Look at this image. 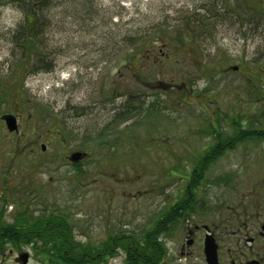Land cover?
Masks as SVG:
<instances>
[{"label": "rangeland", "instance_id": "obj_1", "mask_svg": "<svg viewBox=\"0 0 264 264\" xmlns=\"http://www.w3.org/2000/svg\"><path fill=\"white\" fill-rule=\"evenodd\" d=\"M48 1L40 39L55 68L9 76L21 58L12 37L26 0H0L5 221L59 214L75 241L98 244L145 232L200 165V199L211 205L251 183L255 162L241 145L200 160L238 120V91L251 88L250 76L264 80V0ZM253 105L246 95V117ZM8 114L18 131L7 130ZM74 151L86 153L77 166L65 159ZM122 261L119 252L100 264Z\"/></svg>", "mask_w": 264, "mask_h": 264}, {"label": "flooded vegetation", "instance_id": "obj_2", "mask_svg": "<svg viewBox=\"0 0 264 264\" xmlns=\"http://www.w3.org/2000/svg\"><path fill=\"white\" fill-rule=\"evenodd\" d=\"M232 70L239 71V68L235 66ZM250 77L254 79L249 84L251 88L242 87L238 91V120L231 122V132L226 126L225 136L219 135L220 140L212 143L201 160H212L241 145L242 154L252 156L255 162L251 183L238 186L231 200L225 195L211 205L200 199L199 184L193 188V176L197 174L200 180L203 171L194 168L183 175L185 183L175 198L166 203L163 201L156 218L147 223L145 230L151 232L141 233L145 238L157 240L156 257L150 259L151 264H264V97L261 96L262 92L264 95V80L262 76ZM252 94L254 105L249 112L255 115L246 117L243 109L245 96ZM129 109L127 115L131 113ZM249 145L253 152L249 151ZM40 149L44 151L45 145L41 144ZM69 155L65 156L67 161ZM17 219L7 222L3 216V221L8 224ZM118 234H109L113 254L110 259L120 252L122 264H126V252L115 241ZM54 255L59 256L51 233L35 229L28 232L0 231V264H61Z\"/></svg>", "mask_w": 264, "mask_h": 264}, {"label": "trees", "instance_id": "obj_3", "mask_svg": "<svg viewBox=\"0 0 264 264\" xmlns=\"http://www.w3.org/2000/svg\"><path fill=\"white\" fill-rule=\"evenodd\" d=\"M22 2V0H9V2ZM26 6L19 8L24 12V22L15 31L12 42L20 50L21 58L14 65L9 76H26L28 74H36L40 72H51L55 68L53 59L46 60L48 57L44 46V41L40 39L44 16L40 13L49 5L48 0H26ZM208 17L203 16L201 22H206ZM200 29L199 27H196ZM146 48L144 43L135 46L129 55L131 63L140 58L143 49ZM141 50V51H140ZM135 107V106H134ZM126 114V113H125ZM220 140V138H219ZM202 164V160H200ZM77 166V164H75ZM201 166V165H200ZM200 166L198 167L200 169ZM196 168V169H198ZM206 168L202 166L201 169ZM195 188L199 184L197 174L193 176ZM39 218H43L39 220ZM39 218H28L25 213H20L15 223H6L3 221V213L0 211V231H31L35 229L39 232H48L53 235L54 249L59 256L54 258L59 260L61 264H85L106 262L113 254L110 251L112 236H108L105 241L98 244H80L74 240L72 231L68 225L66 218L59 214H50ZM146 230L144 233H150ZM141 233L135 235H116L115 241L126 252V264H151L150 259L156 257L157 240L145 238ZM57 235V236H56ZM105 252H107L105 254ZM100 254V255H99ZM148 259V260H147Z\"/></svg>", "mask_w": 264, "mask_h": 264}, {"label": "water", "instance_id": "obj_4", "mask_svg": "<svg viewBox=\"0 0 264 264\" xmlns=\"http://www.w3.org/2000/svg\"><path fill=\"white\" fill-rule=\"evenodd\" d=\"M5 126L9 132H13L17 130V123H16V118L13 115H4L3 117ZM86 156V153L84 152H73L70 154L67 159L72 162V163H77L81 161L84 157Z\"/></svg>", "mask_w": 264, "mask_h": 264}]
</instances>
